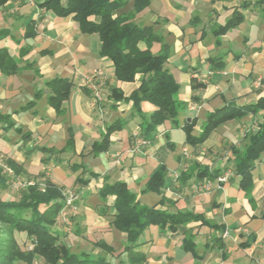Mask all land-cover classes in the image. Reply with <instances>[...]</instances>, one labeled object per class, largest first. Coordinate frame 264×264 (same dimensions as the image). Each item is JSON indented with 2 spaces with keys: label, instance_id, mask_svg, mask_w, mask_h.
Returning <instances> with one entry per match:
<instances>
[{
  "label": "crops",
  "instance_id": "0c3cea01",
  "mask_svg": "<svg viewBox=\"0 0 264 264\" xmlns=\"http://www.w3.org/2000/svg\"><path fill=\"white\" fill-rule=\"evenodd\" d=\"M37 1L42 0H8L0 6V29L10 32L0 46L16 58L28 49L17 72L0 71V114L6 116L0 117V158L13 159L27 173L40 171L64 191H76L71 219L83 245L77 252L116 264H264V151L254 161L248 193L240 186L233 152L247 142L264 112L225 121L198 145L186 141L182 128L193 118L191 134L197 135L213 109L264 97V0H150L138 18L146 17L143 22L154 24L170 44L166 67L179 83L174 98L186 103L178 124L165 121L151 138L141 134V116L132 101L112 94L116 87L127 96L138 80H116L112 61L100 54L98 34L82 33L70 16H56L37 7ZM235 9L243 20L217 34ZM153 48L158 51L160 44ZM96 69L102 72L93 78L101 81L100 99L86 83ZM54 77L72 82L59 110L47 101L45 82ZM31 100L32 107L21 109ZM153 109L141 103L144 115ZM115 121L121 127L110 133L104 150L94 152ZM161 165L166 168L161 190L143 192ZM204 168L212 174L198 176ZM216 170L224 181L211 176ZM118 180L127 183L141 205L201 217L175 230L146 227L133 247L143 257L129 261L125 233L110 223L114 196L99 194L103 184ZM204 180L211 181L210 189L193 188Z\"/></svg>",
  "mask_w": 264,
  "mask_h": 264
},
{
  "label": "trees",
  "instance_id": "16d2710c",
  "mask_svg": "<svg viewBox=\"0 0 264 264\" xmlns=\"http://www.w3.org/2000/svg\"><path fill=\"white\" fill-rule=\"evenodd\" d=\"M8 0H0V6ZM150 4V0H42L37 1L39 8L51 11L56 16H70L82 33H97L100 40V54L108 57L113 64V74L119 81L138 80V86L127 96L118 88H112L116 99L132 101L133 109L141 116V134L151 138L157 127L165 121L178 124V113L186 107V103L174 98L179 89V83L166 67L171 54L170 44L154 29V24H145L138 15ZM244 5V4H242ZM243 20L239 9L233 11L227 21L219 25L215 32L222 34ZM6 28L0 29V39L9 35ZM160 48L154 51V45ZM142 44V45H141ZM28 49L19 51V58L13 57L7 47L0 46V71L13 74L20 68L19 60ZM28 64H25V66ZM50 89L47 101L56 110L68 98L72 82L66 77H54L45 82ZM195 86V85H194ZM40 90L36 95H40ZM147 101L154 106L152 112L144 115L141 103ZM35 101L27 102L21 109L30 108ZM264 112V97L255 102L236 105L225 104L213 109L206 115L201 131L191 134L194 119L184 121L182 128L186 133V141L198 145L203 143L210 133L221 123L241 118L245 115H255ZM1 118L6 117L0 114ZM120 121H115L106 127L105 134L99 143L93 146L94 152L107 147L109 135L121 127ZM247 142L241 149H234L235 171L240 175V186L245 193L250 191L251 170L254 161L264 151V116L255 130L247 134ZM169 146L172 144L167 141ZM43 149H46L45 147ZM52 151V149H50ZM4 162L15 174L22 171L21 165L11 158ZM77 166L78 165H73ZM1 167V166H0ZM76 167V168H77ZM219 170L213 175L217 176ZM92 175H97L91 172ZM166 168L161 165L148 179L143 192H159L164 184ZM207 168L198 172V176L210 175ZM6 175L0 168V187H4ZM43 186L38 183L27 184L18 199H2L0 197V264L32 263L35 256L43 258L46 264H116L105 257H91L87 252H73L61 242L60 232L55 229L56 218L63 206L62 187L50 181L43 180ZM99 194L102 199L114 196L110 207L114 213L110 223L116 229L125 233L127 244L124 251L128 253L129 261L143 254L133 250L144 229L156 225L160 229L175 230L177 225L201 217L192 212H169L154 206L141 205L136 194L132 192L125 181L105 183ZM24 232L30 240L31 248L22 249L14 232ZM101 247L107 252L112 248L103 242ZM189 245V244H188ZM134 256V257H133ZM118 264H125L120 261Z\"/></svg>",
  "mask_w": 264,
  "mask_h": 264
},
{
  "label": "rangeland",
  "instance_id": "374dc122",
  "mask_svg": "<svg viewBox=\"0 0 264 264\" xmlns=\"http://www.w3.org/2000/svg\"><path fill=\"white\" fill-rule=\"evenodd\" d=\"M140 18H143V16H140ZM141 20L147 21L146 17H144ZM0 166H1L0 168L2 172L6 175L5 186L0 187V197L2 199H18V197L21 195V193L23 192L27 184L38 183L39 186L41 187L43 186L42 182L44 179L40 171L37 173L31 174V173H27L23 171V168H22V171L20 174H15L13 170L8 165L5 164L4 159L2 158H0ZM38 169L40 170V168ZM64 192H65L64 189H62L63 200H64ZM76 201H77V198L75 202ZM68 212L69 213H67L66 216L68 217V220L70 221V223H66L65 221H63V216L59 212L56 218L55 227L59 228L61 242L65 243L68 246L69 250L77 252L79 251L80 248H83V245H80L81 243L80 240L75 236L76 234L74 233V225L72 224L71 218L76 213H70V211ZM0 226L2 225L0 224ZM14 235H15V238L19 246L22 249L26 250V249L31 248L30 240L26 237V234L24 232L15 231ZM89 248L90 247L88 246L87 249ZM16 264H27V263L17 262ZM30 264H46V263L44 262L42 257L35 256L32 263Z\"/></svg>",
  "mask_w": 264,
  "mask_h": 264
},
{
  "label": "built area",
  "instance_id": "2783aa9c",
  "mask_svg": "<svg viewBox=\"0 0 264 264\" xmlns=\"http://www.w3.org/2000/svg\"><path fill=\"white\" fill-rule=\"evenodd\" d=\"M102 75V72L99 69H96L93 71V74L90 79H87L86 83L89 85V87H91V89L94 91L95 97L97 99L101 98V93L99 91V86H101V81H97L98 83L94 82V79L96 80V77H99ZM94 78V79H93ZM226 179L225 175H219L216 176V181L217 182H221L224 181ZM212 186V183L210 180H204L202 182H199L195 185H193V188L196 190H208L210 189ZM77 198V194L74 190H66L64 192V202H63V206L60 210V214L63 216V221H65L66 223H70V221L68 220V217L66 216L67 213H69L68 211H70V213H76V206H75V200Z\"/></svg>",
  "mask_w": 264,
  "mask_h": 264
}]
</instances>
